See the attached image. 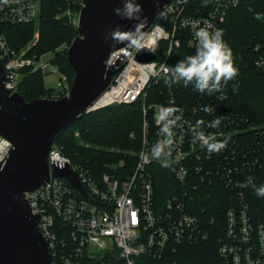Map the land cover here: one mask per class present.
I'll return each mask as SVG.
<instances>
[{
  "label": "built area",
  "instance_id": "1",
  "mask_svg": "<svg viewBox=\"0 0 264 264\" xmlns=\"http://www.w3.org/2000/svg\"><path fill=\"white\" fill-rule=\"evenodd\" d=\"M66 1L64 16H71L76 7L84 6L83 0ZM241 3L242 0H169L157 21L144 31V49L155 54V58L143 61L138 56L140 51L126 46L112 53V82L88 112L143 101L141 149L131 173L105 172L96 177L82 165L73 164L62 147L53 142L48 155L50 179L26 192L52 253L51 264H177L180 247L203 242L211 236L210 231L219 236V264H264V217L255 215L247 196L249 174L258 160L253 142L243 139L244 134L239 132L242 119L225 115L216 104L178 106L172 93L165 101L146 102L152 87L160 82L171 84L173 52L183 43L196 49L195 30L206 25L210 31L221 29L229 12ZM41 9L42 0H0V62L6 73V88L11 92L18 91L29 72L59 69L45 59L46 54L36 51L39 31L20 47L13 44L8 34L9 26L36 21ZM256 65L264 72V53ZM61 87L60 79L55 90ZM170 105L182 109V119L172 130L171 154L153 159V145L169 139L160 134L154 117L161 106ZM205 106L214 111H203ZM217 117H223L219 126L209 127ZM197 121L203 122L197 131L214 136L217 141L227 139L226 147L219 153H209L199 141L193 143L192 129ZM11 147L12 143L0 134V163L7 159ZM154 162H163L170 169L171 182L164 195L155 186L151 170ZM54 163H69L87 194L67 178L54 176ZM205 186L216 192H230L223 234V228L217 225L220 207L208 214L205 207L196 206L197 192ZM204 217L213 231L206 226Z\"/></svg>",
  "mask_w": 264,
  "mask_h": 264
},
{
  "label": "trees",
  "instance_id": "2",
  "mask_svg": "<svg viewBox=\"0 0 264 264\" xmlns=\"http://www.w3.org/2000/svg\"><path fill=\"white\" fill-rule=\"evenodd\" d=\"M67 6L66 0H42V9L36 21L7 28L13 44L17 47L28 44L37 29L40 31V41L35 47L38 53L63 42L71 43L76 31L67 22L68 18L62 16ZM81 9L78 6L74 12ZM257 13L261 14V19L255 18ZM221 29L224 30L223 39L231 48L234 64L239 70L237 77L212 95L207 91L201 94L192 84L185 87L182 81L175 83L172 78L169 86L160 82L157 87L148 90L146 102L154 104L165 101L172 93L178 106L216 104L225 115L242 119L239 132L244 134L243 139L245 137L246 141L253 142L254 157L258 160L257 167L249 174L252 183L247 189V196L255 215L264 217V197L258 196L253 188V184L256 187L264 186V72L256 65L257 59L264 53V0H242L239 7L229 12ZM195 51L196 49L183 43L173 52L172 66L187 56L195 55ZM67 52L68 50L64 53L58 51L54 62L63 71H74ZM46 74L42 71L25 74L18 92L29 101L41 97L45 90H52L44 84ZM233 85L237 87L234 88ZM142 126L143 101L115 104L84 113L60 132L55 142L66 150L65 153L73 164L82 165L96 177L105 172L126 175L134 170L137 162L136 155H131L128 150L141 149ZM113 147L120 148L121 151L112 152L110 149ZM112 165L116 167L112 168ZM151 170L157 190L162 195L166 194L171 182L170 169L163 162H154ZM229 194L226 189L216 192L206 186L200 193L197 192V207H205L208 214H212L217 206L218 209L220 207L221 215L218 216L217 225L223 228L222 234ZM233 196H236L235 192ZM204 222L211 230L207 217H204ZM210 235L203 242L182 245L176 257L177 264H219V236L211 231Z\"/></svg>",
  "mask_w": 264,
  "mask_h": 264
},
{
  "label": "water",
  "instance_id": "3",
  "mask_svg": "<svg viewBox=\"0 0 264 264\" xmlns=\"http://www.w3.org/2000/svg\"><path fill=\"white\" fill-rule=\"evenodd\" d=\"M78 20L79 35L68 48L67 58L75 71L72 89L62 98L27 101L18 91L6 88V73L0 62V134L12 147L0 163V264H51L52 253L42 233L38 215L32 212L26 192L47 182L51 176L49 151L56 136L69 127L106 91L112 82L109 65L112 53L125 46L111 47L105 41L111 29L133 27L134 21L114 12L122 0H83ZM148 18L149 29L169 0H137ZM159 13V14H158ZM143 61L156 57L142 50ZM52 174L63 176L87 194L71 165L53 164Z\"/></svg>",
  "mask_w": 264,
  "mask_h": 264
},
{
  "label": "clouds",
  "instance_id": "4",
  "mask_svg": "<svg viewBox=\"0 0 264 264\" xmlns=\"http://www.w3.org/2000/svg\"><path fill=\"white\" fill-rule=\"evenodd\" d=\"M123 7H117L114 12L121 19L134 21L133 27L122 30L119 25L111 29L105 36V41L111 40L113 49L116 45L123 44L126 48L135 49L137 52L145 48L144 29L148 26V18L142 15L143 6L137 0H122ZM159 14V13H158ZM256 19H261V14L257 13ZM208 25L195 30L194 35L198 40L195 55L187 56L184 60H180L174 67L169 69L173 77V82L180 83L187 87L189 84L201 94L205 91L209 95L222 90L229 81L238 76L239 70L234 64L233 53L231 48L224 41V30H209ZM155 51L154 48L150 49ZM223 81V84H222ZM237 87V85H233ZM203 111L212 113L214 109L205 106ZM181 115H176V113ZM223 117H217L211 121L209 127L216 128L219 126ZM155 122L160 129V134L169 137L167 140L157 141L151 149V157L153 159L167 158L171 154L172 146V130L182 119V109L176 106L163 107L156 113ZM197 121L196 126L192 129L194 133L193 143L199 141L206 146L209 153H219L227 145V139L217 141L214 136L205 135L197 129L202 124ZM248 183H252L249 178ZM254 191L258 196L264 197V186L256 187L253 184Z\"/></svg>",
  "mask_w": 264,
  "mask_h": 264
},
{
  "label": "rangeland",
  "instance_id": "5",
  "mask_svg": "<svg viewBox=\"0 0 264 264\" xmlns=\"http://www.w3.org/2000/svg\"><path fill=\"white\" fill-rule=\"evenodd\" d=\"M63 13L64 12H62V15H63ZM79 16H80V11L79 12H73V14L71 16L66 15V17L68 18L67 22L71 23L72 24L71 27L74 28V31H76V32L73 31L74 32V38L72 39V42L76 38V36L79 35V32H78ZM36 31H39V29H37ZM72 42L71 43L63 42V43L55 46L54 48H51V49L44 51V52L42 51L40 54L41 55L46 54L45 59L50 60L53 63H55L54 61L56 60V56L58 54V51H61L62 53H64L65 51L68 50V47L72 44ZM74 74H75V71H73L71 69H68L66 72V71H63L61 68L58 69L57 67H53L52 70H50L46 74L45 79H44V84L46 85V87L52 88V90H48V91L45 90V92L39 98L57 99V98H62L65 95H67L70 92L69 90L72 89V85H73V81H74V77H75ZM60 79L62 82L61 90H55V88L58 87V83L60 82ZM59 95H60V97H59ZM29 101H31V99ZM149 104H151V102H149ZM133 135H134V133L132 134V136ZM62 149H63V152L65 153L66 150L63 147H62ZM110 150L112 152H120L121 151V149L117 148V147L116 148L113 147ZM128 151L131 155H136V156L139 152V150L138 151L128 150ZM111 167L115 168L116 166L112 165Z\"/></svg>",
  "mask_w": 264,
  "mask_h": 264
}]
</instances>
